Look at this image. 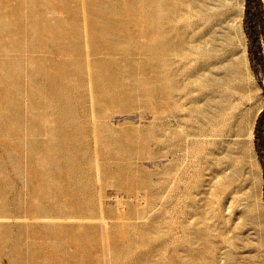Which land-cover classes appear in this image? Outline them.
Returning a JSON list of instances; mask_svg holds the SVG:
<instances>
[{"label":"rangeland","instance_id":"374dc122","mask_svg":"<svg viewBox=\"0 0 264 264\" xmlns=\"http://www.w3.org/2000/svg\"><path fill=\"white\" fill-rule=\"evenodd\" d=\"M244 7L0 0V264H256L264 51L248 55ZM176 134L262 175L183 211L165 197Z\"/></svg>","mask_w":264,"mask_h":264},{"label":"crops","instance_id":"0c3cea01","mask_svg":"<svg viewBox=\"0 0 264 264\" xmlns=\"http://www.w3.org/2000/svg\"><path fill=\"white\" fill-rule=\"evenodd\" d=\"M176 136L174 140H163L161 146V148L166 149L167 154L170 156L165 173L166 177L170 173L171 176L169 178L172 180L169 183L168 178L165 180V197L166 201L168 198L171 201L175 200L176 207H179L177 202L181 199L184 207L183 211L198 212L199 202L203 201L202 198L206 199V201L209 200L215 189L220 191V196L223 197L224 181L229 182L230 187L237 188L240 192H243L247 189L249 180L252 182L250 177H254V181H257L262 175L261 167H258L255 158L252 156L251 160L253 162L249 165L250 167L245 165L244 169H237V162H235L237 154L232 160L229 154L230 148H224L223 154H219L217 158H214L212 156L214 147L205 146L204 142H199V145L203 143L206 157L204 162H199L198 150L194 152V149L197 148L194 145L197 142L178 139L179 134H176ZM199 148L200 146H198ZM182 150L185 151L183 152ZM209 154H211V157ZM213 160L216 161L215 167L212 164ZM215 171L219 175L218 179L220 180L216 188L213 187V182L211 183ZM249 174L250 176L248 177ZM233 178H236L237 181L234 182ZM176 211H179V209L177 208Z\"/></svg>","mask_w":264,"mask_h":264},{"label":"trees","instance_id":"16d2710c","mask_svg":"<svg viewBox=\"0 0 264 264\" xmlns=\"http://www.w3.org/2000/svg\"><path fill=\"white\" fill-rule=\"evenodd\" d=\"M243 25L249 42L247 52L248 55L252 57L251 59L254 60L258 58V54L261 51H264V6L261 0H245ZM258 61L264 73V63L259 58ZM262 89L264 96V86ZM262 128H264V102L262 109L256 117L254 125V147L257 153L261 151L264 153V136L262 134Z\"/></svg>","mask_w":264,"mask_h":264},{"label":"bare ground","instance_id":"6f19581e","mask_svg":"<svg viewBox=\"0 0 264 264\" xmlns=\"http://www.w3.org/2000/svg\"><path fill=\"white\" fill-rule=\"evenodd\" d=\"M248 97H249V95H248ZM259 110H260V108H258V109L255 111V113H254V115H253V118L257 115V113L259 112ZM253 118L249 119L250 127H251V123H252V121H253ZM248 130H249V128H248ZM217 184H218V182L215 184L216 187H217ZM216 191H218V190H216ZM214 200H215L216 204L219 206L220 203H221L220 191H218V193L215 195ZM224 255H228V254H225V253H224ZM226 257H229V255L226 256ZM258 257H259V258L257 259L256 264H264V254H261V255L258 256ZM227 264H240V263H236V261L232 260L231 258H228Z\"/></svg>","mask_w":264,"mask_h":264}]
</instances>
